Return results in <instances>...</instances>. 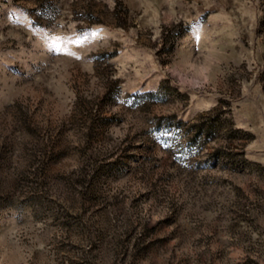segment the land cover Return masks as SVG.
<instances>
[{
	"label": "rangeland",
	"instance_id": "rangeland-1",
	"mask_svg": "<svg viewBox=\"0 0 264 264\" xmlns=\"http://www.w3.org/2000/svg\"><path fill=\"white\" fill-rule=\"evenodd\" d=\"M0 264H264V0H0Z\"/></svg>",
	"mask_w": 264,
	"mask_h": 264
}]
</instances>
